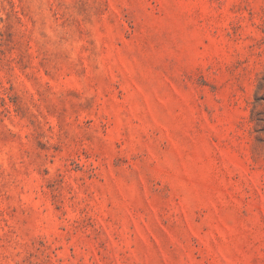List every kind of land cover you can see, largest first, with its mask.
Listing matches in <instances>:
<instances>
[{
  "label": "rangeland",
  "instance_id": "obj_1",
  "mask_svg": "<svg viewBox=\"0 0 264 264\" xmlns=\"http://www.w3.org/2000/svg\"><path fill=\"white\" fill-rule=\"evenodd\" d=\"M0 264H264V0H0Z\"/></svg>",
  "mask_w": 264,
  "mask_h": 264
},
{
  "label": "trees",
  "instance_id": "obj_2",
  "mask_svg": "<svg viewBox=\"0 0 264 264\" xmlns=\"http://www.w3.org/2000/svg\"><path fill=\"white\" fill-rule=\"evenodd\" d=\"M256 101H257V98H256ZM255 119V118H254Z\"/></svg>",
  "mask_w": 264,
  "mask_h": 264
}]
</instances>
